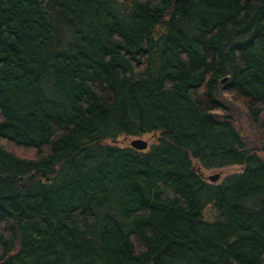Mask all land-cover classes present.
<instances>
[{
    "label": "trees",
    "instance_id": "trees-1",
    "mask_svg": "<svg viewBox=\"0 0 264 264\" xmlns=\"http://www.w3.org/2000/svg\"><path fill=\"white\" fill-rule=\"evenodd\" d=\"M222 96L264 131V0H0V264H264Z\"/></svg>",
    "mask_w": 264,
    "mask_h": 264
},
{
    "label": "rangeland",
    "instance_id": "rangeland-1",
    "mask_svg": "<svg viewBox=\"0 0 264 264\" xmlns=\"http://www.w3.org/2000/svg\"><path fill=\"white\" fill-rule=\"evenodd\" d=\"M222 98L228 106V111L230 116L232 117L234 125L236 126L238 131L242 134L246 147L256 148L255 152H257L258 155L264 158V151L261 149V147L264 145V131L262 130L260 125L258 123L252 122L249 119L245 108L241 104L231 101L228 97L225 96H222ZM140 137L148 142V147L154 140L151 134L142 135ZM132 138L131 137L119 138L117 143L120 145H125V144L129 145V141ZM240 169L241 168L238 165H230L220 169H209V170L201 169V173H203V177L206 180H207V176L219 173L220 177L219 180L216 182L218 183L224 178L225 175L238 172L240 171ZM209 215H210V210L206 211V216L209 217Z\"/></svg>",
    "mask_w": 264,
    "mask_h": 264
},
{
    "label": "water",
    "instance_id": "water-1",
    "mask_svg": "<svg viewBox=\"0 0 264 264\" xmlns=\"http://www.w3.org/2000/svg\"><path fill=\"white\" fill-rule=\"evenodd\" d=\"M129 146L137 151H144L148 148V142L141 137H133L129 141ZM201 176H203V173H201ZM219 173L209 175L207 176V180L210 183H216L219 180Z\"/></svg>",
    "mask_w": 264,
    "mask_h": 264
}]
</instances>
